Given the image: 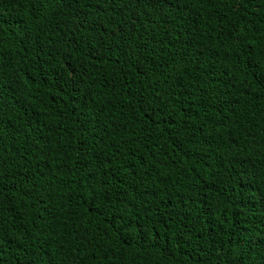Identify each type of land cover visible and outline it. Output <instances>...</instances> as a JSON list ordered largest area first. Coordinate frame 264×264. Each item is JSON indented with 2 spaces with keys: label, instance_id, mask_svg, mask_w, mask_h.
<instances>
[{
  "label": "trees",
  "instance_id": "16d2710c",
  "mask_svg": "<svg viewBox=\"0 0 264 264\" xmlns=\"http://www.w3.org/2000/svg\"><path fill=\"white\" fill-rule=\"evenodd\" d=\"M0 264H264V0H0Z\"/></svg>",
  "mask_w": 264,
  "mask_h": 264
}]
</instances>
